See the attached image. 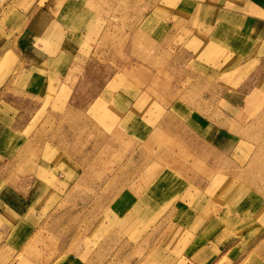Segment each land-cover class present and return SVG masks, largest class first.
<instances>
[{
	"label": "crops",
	"instance_id": "1",
	"mask_svg": "<svg viewBox=\"0 0 264 264\" xmlns=\"http://www.w3.org/2000/svg\"><path fill=\"white\" fill-rule=\"evenodd\" d=\"M57 1L51 2L48 7H35L28 15L17 14L11 23L13 26H18L19 30L11 36L8 48L17 54L18 60L12 65L11 74L3 80L4 83L0 84V264H20V261L22 264H54L60 258V256L55 257L50 262H46L43 259L29 258L27 254H23V250L35 249L30 240H34L37 236L35 232L40 228L48 212L52 211L53 203L61 202L65 197L70 182L51 179L48 184L43 179H38L37 171H40L38 166L34 167L32 179L28 181L23 178H13L11 171L18 168L20 149L28 140L27 128L40 116L41 98L47 95L49 89H54L55 95L58 92L68 91L66 80L69 75L75 74L74 69L78 68L79 62L82 74L83 71L85 74V68L92 70L95 66L98 67L99 63L96 62L98 57L94 59L96 47L101 43L114 42L111 41L112 38L107 37L109 33L107 35L106 30L109 25L115 26L113 19L116 20V17L110 21V18L104 16V7L99 8L98 2L94 4L93 0H64L58 5ZM148 10L150 12H145L142 18L134 19L132 26L137 29L142 24L145 25L144 37L148 43L154 44L156 48L153 53L156 55L147 52L146 60H142L129 50L128 64L124 61L122 64L118 55L119 60L115 56L110 57L115 68L112 69L108 64L107 77L98 79L103 86L99 88L101 95H97L96 99L104 103L105 110L103 109V114L97 117L100 119L109 113L115 116L114 123L117 125L133 124L134 127L130 130L138 141H148L158 123L179 124L181 130L177 131V140L194 149V153L199 152L205 158L208 156V162L212 159V163L210 162L212 166L217 163L224 164L219 170H216V166L213 167L214 176L221 174L232 177L234 173L242 175L241 169L244 163L238 165L240 168L238 173H233L229 168L231 165L228 158L235 148L233 144L235 136L228 131L227 126H222V122L211 118V115L204 114L200 109L201 106L191 104L186 98L173 99L168 105L165 104L169 110L165 108L158 114L159 109L154 111L153 108L162 107L163 104L158 102L151 92L163 91L164 88L169 94L177 91V83L185 78L186 73H190V76L197 74L206 76L208 78L206 83L210 90H214L213 92L218 88L221 92L232 90L228 83L232 82L233 69H222L221 64L225 61H218L220 54L209 45L214 42L216 44L217 33L229 32V37H224L223 34L220 36L222 42L230 41L231 49L226 50V56L228 55L232 61L241 59L243 63L256 58L260 62L252 74L257 76L253 87L243 86L237 89L239 93L236 92L234 96L229 94L228 98L225 93L221 95L220 99L224 104L222 114L225 120L231 121L233 114L235 117L240 116L243 112L240 107L246 103L247 108L252 103L247 97L254 89L260 87L257 96L263 99L264 0H160L156 4L150 2ZM156 11L161 12L158 18L155 17ZM83 15L87 18H80ZM240 27H243L242 30ZM175 29L180 31L173 35ZM158 31H160L159 36ZM134 41L130 34L126 42L131 44ZM113 51H116L115 46ZM158 54L163 59L166 56L161 73L173 74L177 77L174 82H170L171 84L167 82L166 87L162 82L158 84L154 82L157 69L154 67L153 58ZM202 57L212 61L214 68L211 69L210 64L201 67L199 59ZM242 65L236 66L240 69ZM243 67L245 68V65ZM202 69H205V72H202ZM142 72L144 79L142 82H137V76ZM242 73L243 71L239 74ZM218 74L223 75V78L217 80ZM49 77L53 80L51 85L47 80ZM195 79L198 77L193 78ZM209 94L208 104L216 103V93ZM142 100L145 108L138 109V103ZM155 115L158 118H155ZM171 131L167 130V133L171 134ZM161 133L167 134L164 131ZM24 138L23 142L18 143L19 139ZM208 167L211 168L210 165ZM41 169L43 170L41 174L46 173L45 168ZM228 169L232 174L227 172ZM172 171L173 169L169 167L161 169L159 171L161 173L155 179L156 182L153 179L154 185L149 184L144 192L137 193L128 187L117 191L109 200L106 212L110 219L115 221L114 227L109 229L108 234L119 233L118 225L121 226L122 220H137L145 217L147 219L153 215L158 206L154 203L162 201V190L177 183L174 182ZM165 173L171 175L172 181L159 184L158 180ZM182 192L162 215L159 226L147 233L148 246L154 245L153 241L149 242L154 238L160 241L155 242L154 251L147 255L143 264L146 262V264H173L174 261L172 259L170 261L172 255L176 256L174 259L179 257L177 264H185V262L211 264V255L215 249L214 242L218 236L215 238L206 234L205 230L214 220L222 216L223 209L211 210L206 215L207 204L201 205L195 199L192 202L181 199L180 196L184 194ZM170 224H173V232H176V238L171 243L165 241L163 236L169 234ZM89 234L90 230H87L81 240H87ZM179 234L183 236L188 234L184 244L181 243V239L178 241ZM11 236L15 242L13 244L10 241ZM105 243H101L100 240L93 247L89 244H86V247L81 245L79 254L71 252L65 254L74 258L66 263L93 264L95 257H100ZM68 245L70 244L64 243L60 249L67 251ZM60 249L57 247L55 250L60 251ZM119 250H121L120 245L114 246V251ZM81 254H85L82 257L84 259H81Z\"/></svg>",
	"mask_w": 264,
	"mask_h": 264
},
{
	"label": "rangeland",
	"instance_id": "2",
	"mask_svg": "<svg viewBox=\"0 0 264 264\" xmlns=\"http://www.w3.org/2000/svg\"><path fill=\"white\" fill-rule=\"evenodd\" d=\"M61 1L64 2L58 0L57 4L59 5ZM93 1L94 4L98 2L99 8L104 7L103 14L110 18V21L116 17V20L113 19L115 26L109 25L106 30L107 35L109 33L107 37L112 38L111 41L114 42L101 43L96 47L94 59L98 57L96 58L98 67L95 66L92 70L85 68V74L84 71L82 74L79 62L78 68L74 69L75 74L69 75L66 80L68 91L58 92L55 95L54 89H49L47 95L41 98L40 116L27 128L28 140L20 149L18 168L11 171L13 178H23L28 181L32 179L34 167L38 166L40 170L37 171L38 179H43L48 184L51 179L68 180L67 182L71 184L61 202L53 203L52 213L48 212L40 228L35 232L37 236L34 240L29 239L35 249L25 248L23 254L46 262L60 256L54 264H69L66 262L74 258L71 255L66 256V253L79 254L81 245L86 247V244H89L93 247L101 240V243H106L103 251L100 252V257H95L93 264H143L147 255L154 251L155 242L160 241L154 238L149 241L150 243L153 241L154 245L148 246L147 233L159 226L162 215L183 191L181 199L191 202L195 199L201 205L207 204L206 215L211 210L223 209L222 216L214 220L206 228L207 231L205 230L206 234L215 238L218 236L214 242L215 249L211 255V264H240L246 258L247 261L254 259L252 261L255 264H264V101L259 96H254L253 92L250 93L247 100L252 103L247 108L245 107L247 104L244 103L240 107L243 111L240 116L235 117L233 114V119L226 121L222 114L224 104L220 99L223 93L228 98L229 94L234 96L238 92L237 89L243 86L253 87L257 76L252 74L260 61L258 58L245 63L241 62V59L232 61L228 55H225L226 50L231 49L230 41L222 42L220 36L223 33H217L216 44L215 42L207 44L213 46L216 53L220 54L218 61H225L221 64L222 69H233L232 82L228 83L232 89L229 90L230 92H221L219 88L213 92L214 90H210L206 83L208 79L206 76L203 74L190 76V73H186L185 78L177 83L176 87L179 91L169 94L164 88L163 91L151 92L156 96V100L164 105L153 108L154 111L159 109L157 113L163 111L166 108L165 104L168 105L173 99L186 98L191 104L201 106L200 109L204 114L221 121L222 126H227L228 131L233 133L235 136L233 144L236 149L234 148L233 154L229 155L228 161L231 165L229 168L233 173H238L240 172L238 165L244 163L241 169L242 175L232 174L228 169L227 172L231 173L232 177L221 174L214 176L213 167L216 166V170H219L224 164L217 163L212 166V159L211 163L208 162V156L205 158L199 152L194 153V149L177 140V131L181 130L179 124L158 123L148 141H138L130 130L134 127L133 124L117 125L114 123L115 116L109 113L100 119L97 117L103 114L104 109V103L96 99L97 95H101L99 88L103 86L98 79L107 77L108 64L112 69L115 68L110 57L115 56L118 59V55L122 64L123 61L128 64L130 53H136L134 56L146 60L147 52L155 51L154 44L148 43L144 37L145 25L142 24L136 29L132 23L134 19L142 18L145 12H150L148 10L150 2L156 4L160 0ZM51 2L54 3L55 0H0V84L11 74L12 65L18 60L17 54L8 48L11 36L19 30L18 26L11 24L12 21L17 14L28 15L35 7H48ZM160 13L156 11L155 17L158 18ZM80 18L87 17L83 15ZM240 28L242 30L243 27ZM179 31L180 29H175L173 35ZM158 32L159 36L160 31ZM130 34L135 40L131 44L126 42ZM224 34V37L230 35L229 32ZM114 46L116 51H113ZM225 56L226 60H224ZM165 59L166 56L163 59L159 54L153 58L154 67L157 69L154 82L156 84L162 82L164 87L168 86L167 82L171 84L177 78L173 74L161 73ZM199 60L201 67L210 64L211 69L214 68L212 61L203 57ZM239 64L242 65L240 69L236 66ZM242 71L243 73L239 74ZM202 72H205V69H202ZM195 77L198 79L193 80ZM137 78V82H142L143 72ZM220 78H223V75L218 74L217 80ZM47 80L50 85L51 82L53 83L50 77ZM209 93H216V103L208 104ZM143 102L144 100L138 103V109L145 108ZM155 118L158 116L155 115ZM167 130H172V133H167ZM161 131L166 132L169 137L167 134L162 135ZM24 140L25 138L19 139L18 143ZM166 167L173 169L174 182L177 183L162 190V201L154 203L158 205L154 214L147 219L145 217L137 220H122L121 226L118 225L120 232L108 234L115 223L106 213L109 200L117 191L125 187L137 193L144 192L153 179L156 182L155 179L161 173L159 171ZM41 168H45L46 173L41 174L43 171ZM168 176L171 182L173 178L169 174ZM87 200L90 202H85ZM172 225H169V234L163 235L165 241L167 237H172L168 240L169 243L176 238ZM87 230H90L88 239L82 241V235ZM177 237L178 241L181 239V243L184 244L188 234L184 236L179 234ZM10 238L11 243H15L12 236ZM64 243H69L72 248L68 245L67 251L61 250ZM118 245L121 250L114 251V246ZM57 247L60 251L55 250ZM164 251L168 252V250ZM84 255L81 254V259H84L82 258ZM171 257L170 261L172 259L173 264L179 262V257L178 259H174L176 257L174 255Z\"/></svg>",
	"mask_w": 264,
	"mask_h": 264
},
{
	"label": "bare ground",
	"instance_id": "3",
	"mask_svg": "<svg viewBox=\"0 0 264 264\" xmlns=\"http://www.w3.org/2000/svg\"><path fill=\"white\" fill-rule=\"evenodd\" d=\"M114 82H115V81H114ZM255 88H256V87H255ZM259 88H260V87H259ZM259 88H258V89H259ZM258 89H256V90L254 89V90L251 91L250 93L253 92L252 94H254V96H257L256 94L259 92ZM211 97H212V96H211ZM260 101H261V100H260ZM263 101H264V98H263ZM263 101H262V102H263ZM259 103H260V102H259ZM234 111H235V109H234ZM251 112H252V111H251ZM256 113H257V112H256ZM158 114H159V113H158ZM251 119H252V118H251ZM245 122H246V121H245ZM112 127H113V126H112ZM117 130H118V129H117ZM252 130H253V129H252ZM242 133H243V132H242ZM111 134H112V133H111ZM115 135H116V134H115ZM41 152H42V151H41ZM153 152H154V151H153ZM156 152H157V151H156ZM53 153H54V152H53ZM154 154H155V153H154ZM50 158H51V157H50ZM152 158H153V157H152ZM38 160H39V159H38ZM41 160H42V159H41ZM50 160H51V159H50ZM154 160H155V159H154ZM17 161H18V160H17ZM46 161H47V160H46ZM43 162H44V161H43ZM50 163H51V162H50ZM146 164H147V163H146ZM144 166H145V165H144ZM169 166H170V165H169ZM177 170H178V169H177ZM157 171H158V169H157ZM48 172H49V171H48ZM156 173H157V172H156ZM113 178H114V177H113ZM168 179H169V176H168L167 173H165V174L163 175V177H162L161 179L158 180V182H160L159 184H161V183H163V182L166 183L167 181L170 180V179H169V180H168ZM114 180H115V179H114ZM147 181H148V180H147ZM169 182H170V181H169ZM109 184H110V183H109ZM133 184H134V183H133ZM116 185H118V184H116ZM120 185H121V184H120ZM123 185H124V184H123ZM139 201H140V200H139ZM137 207H138V206H137ZM135 209H136V208H135ZM138 210H139V209H138ZM136 211H137V210H136ZM230 218H231V217H230ZM230 221H231V220H230ZM215 226H216V225H215ZM212 227H213V226H212ZM210 228H211V227H210ZM206 231H207V230H206ZM223 238H224V237H223ZM170 239H172V237H170V238L167 237V241L170 240ZM220 241H221V240H220ZM168 242H170V241H168ZM225 243H226V242H225ZM221 244H222V242H221ZM217 245H218V244H217ZM259 248H260V247H259ZM219 253H220V252H219ZM219 255H220V254H219ZM219 255H218V256H219ZM213 259H214V258H213ZM246 259H247V258H246ZM246 259H244L240 264H255L254 261H252V260H254V259L249 260V261H247Z\"/></svg>",
	"mask_w": 264,
	"mask_h": 264
}]
</instances>
